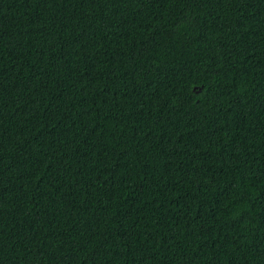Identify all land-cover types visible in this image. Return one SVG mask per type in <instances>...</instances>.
I'll return each mask as SVG.
<instances>
[{
	"label": "trees",
	"instance_id": "obj_1",
	"mask_svg": "<svg viewBox=\"0 0 264 264\" xmlns=\"http://www.w3.org/2000/svg\"><path fill=\"white\" fill-rule=\"evenodd\" d=\"M0 264H264V0H0Z\"/></svg>",
	"mask_w": 264,
	"mask_h": 264
}]
</instances>
